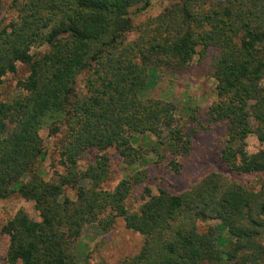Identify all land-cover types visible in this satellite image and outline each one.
I'll list each match as a JSON object with an SVG mask.
<instances>
[{
	"label": "trees",
	"instance_id": "trees-1",
	"mask_svg": "<svg viewBox=\"0 0 264 264\" xmlns=\"http://www.w3.org/2000/svg\"><path fill=\"white\" fill-rule=\"evenodd\" d=\"M12 4L18 18L0 21V83L19 63L28 75L21 95L0 102V201L18 193L33 201L40 219L19 210L3 225L6 262L87 264L71 253L72 243L87 225L108 230L121 216L145 235L140 252L124 264H264V183L255 188L212 172L179 194L146 187L140 209L127 206L148 176L137 167L146 155L134 145L136 136L154 135L159 148L185 155L196 128L181 122L173 102L145 93L151 69L186 72L212 49L217 98L199 123L226 126L220 156L232 170L264 175V148L248 150L250 136L264 144V0H182L139 26L131 8L146 10L151 0ZM44 129L63 133L64 172L56 180L38 170L47 154ZM90 149L97 158L83 169L79 162ZM111 150L132 173L108 190L102 185ZM170 164L179 170L176 159ZM200 219L224 226L232 238L226 250L217 228L201 230Z\"/></svg>",
	"mask_w": 264,
	"mask_h": 264
},
{
	"label": "rangeland",
	"instance_id": "rangeland-1",
	"mask_svg": "<svg viewBox=\"0 0 264 264\" xmlns=\"http://www.w3.org/2000/svg\"><path fill=\"white\" fill-rule=\"evenodd\" d=\"M182 0H151L146 10L131 8L130 16L135 26L156 17L165 8L172 6ZM0 21H11L18 18V8L12 4V0H0ZM137 35V29L130 37ZM216 53L211 50L208 57L198 60L196 57L186 72L172 73L165 68H152L151 81L146 94L150 97L164 99L173 102L179 119L182 123H190V128L195 126L191 136V149L188 154L174 155L167 147H158L156 136L151 134L137 135L134 145L141 148L146 158L137 166L147 170V179L140 185L135 186L128 199L127 206L130 212L138 211L144 201V189L149 187L152 193H158L159 189H166L171 193L179 194L192 187L202 178L212 172H218L236 180L239 183L259 188L264 183L263 174H238L226 165L220 156V151L227 138L226 126L201 125L199 121L205 122L206 110L217 98L216 79L213 76L212 56ZM28 75V67L19 63L16 72L9 73L0 83V102L11 101L22 94L20 85ZM85 75L79 77L78 85L83 86ZM193 110L197 119L192 120ZM167 130L163 140L167 138ZM46 157L38 165V170L46 180H56L57 175L64 172V166L60 160V146L62 132L51 134L48 129L41 131ZM157 147L156 150L152 151ZM264 144L259 142L256 136L248 138V150L250 152L263 149ZM98 151L90 149L80 160L81 168L97 158ZM122 157L115 150L109 151L110 177L102 185L103 188L112 190L127 174L132 172L123 169ZM179 162V170L171 167V160ZM67 195L75 198L76 190L68 187ZM19 210H25L32 217L39 220L38 211L33 201L23 198L14 193L0 201V264L6 262V253L9 245V237L2 232L3 225L13 217ZM201 230L215 226L221 237V247L226 250L232 240L226 229L220 227L217 220L200 219L198 221ZM145 242V235L127 227L123 217L114 220L112 227L104 229L98 223H92L84 228L83 234L71 245V253L87 264H124L125 261L137 255ZM17 264H21L20 262ZM227 264V263H224Z\"/></svg>",
	"mask_w": 264,
	"mask_h": 264
}]
</instances>
